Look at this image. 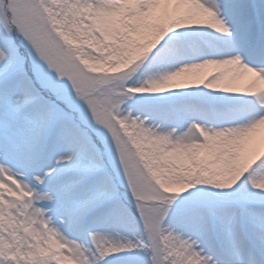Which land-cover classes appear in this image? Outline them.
<instances>
[{"label": "snow or ice", "instance_id": "1", "mask_svg": "<svg viewBox=\"0 0 264 264\" xmlns=\"http://www.w3.org/2000/svg\"><path fill=\"white\" fill-rule=\"evenodd\" d=\"M0 264H264V0H0Z\"/></svg>", "mask_w": 264, "mask_h": 264}]
</instances>
